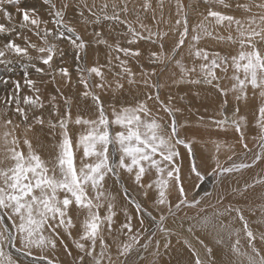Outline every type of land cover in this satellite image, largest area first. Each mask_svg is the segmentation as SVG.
Returning a JSON list of instances; mask_svg holds the SVG:
<instances>
[{
  "label": "snow or ice",
  "instance_id": "snow-or-ice-1",
  "mask_svg": "<svg viewBox=\"0 0 264 264\" xmlns=\"http://www.w3.org/2000/svg\"><path fill=\"white\" fill-rule=\"evenodd\" d=\"M160 2L162 4L163 0ZM202 2L209 5L207 16H204L205 21L212 17L216 25L228 28L236 26L238 37L233 39L229 35L228 40L238 43L240 51L238 55L230 57L222 56L219 52L210 53L197 47L201 35L193 34L192 42L188 45L192 66L182 67L180 78L173 83L174 86H206L218 92L222 97L220 114L223 118L211 117V124L224 132H227L229 127L233 128L239 133L238 142L246 153L252 156L251 163L233 161L228 166L221 165L217 160L215 166L206 174L202 170L204 159L195 157L193 141L186 139L179 131L185 125L190 129L191 125L187 120L183 125L178 123L176 116L182 110L172 106L173 97H167V102L162 100V85L159 79L155 82L152 80V77L157 75V67L166 66V62L174 60L176 64H181V61L176 59L179 55L177 50L185 46L190 35L188 13L182 0H176V15L180 18L175 21V29L179 31V36L169 46L174 55L163 54L167 33L153 32L142 22L139 24L141 30L138 31L126 15L121 18V13L127 14L130 11L128 0H111V4L109 0H103L99 5L95 0L91 4L87 0H78L77 7L82 9L81 17H84L85 11L90 14L91 19L86 20V23L102 25L107 21L113 25H126L127 31L123 35L129 46H121L119 42L110 44L102 31L95 30L92 40H85L74 27L65 23L63 9L69 6L67 3L60 10L54 11V28H48V22L41 19L36 8L21 6V0H0V33L8 37L14 34V38L0 44V65H11L13 59L10 57H15L24 68L23 82L20 79L11 81L10 93L0 101V126L5 129L0 133V140L3 141L0 155V212H4L0 215V221H5L6 216L7 220L12 222L0 224V264H17L11 254L5 251V244L14 247L19 242L24 249L29 250V255L32 248L55 250L58 242L67 248L61 237L71 236V229L75 227L73 215L83 210H86V218L82 234L78 239L74 238L75 248L78 250L75 264H130L131 255L137 248L147 249L151 244L158 254L162 241L165 249L171 246V237L179 233L166 225L181 208L196 209V215L191 219L206 229L219 227L227 230V225L221 222L219 217L236 213L239 220L244 222L246 245L241 247L240 233L236 232L234 243L229 245L231 258L227 264H264V232L257 241L256 234L249 228L242 214V209L231 204L221 209L220 206L226 199L223 192L217 194L204 190L202 195H193L189 199L186 189V185L192 184L193 190L199 191L208 177H212L222 187L226 174L250 168L256 162L264 161V51L258 47V44H264V0L237 5L249 12L253 6L261 10L243 21L233 15L212 10L213 3L229 7L225 0ZM43 3L50 5L51 9L55 8L52 0H43ZM143 7L147 11L152 5L149 0H145ZM135 15L139 22V12ZM209 27H206L203 21L196 26L210 36L212 33L208 30ZM145 31L147 35H144ZM29 33L39 38L41 43L32 42ZM18 40L23 43H18ZM141 40L158 43L160 51H153L149 55L151 71L139 63L142 56L140 49L130 47ZM62 41H67L76 52L75 79L69 67L65 66V53L59 46ZM99 45L108 49L106 63L100 64L97 60L94 66H85L82 63V54L90 47ZM130 62L137 63L138 72L132 70ZM32 73H35V78ZM225 79L233 81L231 88L221 86V81ZM121 81H127L129 84L127 91H132L133 85L137 89L142 85L147 91H144L142 96H137L134 104H121L119 97L115 96L109 101L101 98L103 92L124 90V83ZM3 82L9 83L8 80ZM249 86L254 94L259 90L261 98L256 121L261 130L258 151L249 149L245 143L242 122L246 117L238 115L240 108L235 107L231 116L223 111L229 103V92L239 104L247 100ZM49 87L52 93L45 96ZM81 98L86 102L91 101L90 104L86 103L85 107L94 113L95 118H85L81 114L73 117V109L80 107L78 101ZM149 101L157 106V113L162 110L171 122L162 123L163 117L153 114ZM14 118L18 119L19 123H14ZM200 119L203 121V117ZM20 124L25 126V132L31 131L34 126H40L43 130L45 125L49 131L59 129L58 152L54 158L42 159L41 155L33 150L32 142L27 138L24 139L28 148L27 154L18 150L19 139L14 135V131ZM70 125L83 128L78 133L75 146L69 132ZM216 143L219 148V141ZM181 146L185 149L183 159ZM80 149L82 155L77 164V152ZM228 159L232 161L231 156ZM183 160L188 161L186 172ZM120 169L133 176L145 198L148 197V189L154 190L156 195L147 204L133 201L135 216L125 212L124 221L116 224V212L113 211L115 197L106 195L105 181L106 177H116L118 180ZM152 170L156 178L149 176L150 182H143L145 174ZM258 182L264 183V180ZM247 187L246 184L245 188ZM173 191L176 194L175 204L169 199ZM90 192L95 195H90ZM104 201H107L106 215L102 216L100 209L105 207ZM208 209H213L212 213H209ZM134 219L139 225L135 229ZM146 219L152 225L151 230L145 225ZM174 223L188 233H192L196 227L189 221L185 228L183 219ZM232 235L231 231H227L229 240ZM109 239L119 242L113 245L109 243ZM220 242L223 243V239ZM200 243L204 247L205 255L202 258L198 252L195 253V264H225V261L217 259L213 247L205 245L203 240ZM258 243L262 246L258 247ZM50 254L49 252L48 255ZM68 255L72 253L69 252ZM47 264L55 262L48 259Z\"/></svg>",
  "mask_w": 264,
  "mask_h": 264
},
{
  "label": "rangeland",
  "instance_id": "rangeland-1",
  "mask_svg": "<svg viewBox=\"0 0 264 264\" xmlns=\"http://www.w3.org/2000/svg\"><path fill=\"white\" fill-rule=\"evenodd\" d=\"M28 1H31V3H29ZM65 1L67 2V4L69 3V0H65ZM65 1L62 0L61 4H58V2H56L57 6H55L54 9H51L50 5L44 4L43 0H21V6L28 7V8H33V7L36 8L37 13L41 17V19L48 22L47 27L48 28H54L55 16L53 13L55 10H60L63 7L62 5L65 4ZM102 2L103 1H101V0H98V2H97V0H95V3L96 4L98 3L97 5L101 4ZM118 2H119V0H118ZM149 2L152 5V7H151L152 9H149V11L148 10L146 11L143 7L145 0H128V6H129L130 11L127 14L121 13V18L123 19L126 15L127 19L133 23V26L136 27L138 31L141 30L139 24H140V22H142L145 25H147L148 28H150L153 32L159 31L162 34L167 33L169 36L167 35L164 38L163 54L164 55H174V53H171L169 46L172 45L173 41L179 36V31H177L175 29V19H178V16L176 15V12H175L176 11V0H163L162 4H161L160 0H149ZM259 2H260V0H225V3L230 5L229 7L226 8V7H223L222 5H218V4L213 3L211 5V8H212V10L221 11L222 13H224L226 15H233L237 19H241L243 21V20H245V18L248 19L251 15L258 14L261 10L255 6H253L251 8V12H249V11H246L243 7H237V5H245V4H252V3H259ZM52 3L54 4V1ZM182 3L185 6V10L189 14L188 15V18H189L188 24H189V29H190V35H189L188 40L186 41L185 46H183L182 48L177 50L179 52V55L176 56V59L180 60L181 64H179V65L176 64L174 60H172L171 62H166V66L162 65V66L157 67V75L153 76L152 80H153V82H155V81H157V79H159V82L162 85V88L160 90L161 91L160 94H162L164 92L162 94V96L160 95L162 100L163 99L165 100L167 97L171 96L175 99V100L173 99L171 101V104L173 105V107L179 108L181 110L183 108L182 112L177 113L178 116H176V119H178L177 121L180 124H184V121L187 120L189 122V124L191 125V128L189 129V127L187 125H185L184 127L180 128L179 131H180L181 135L184 136L186 139H191L193 141V149L195 152V157L204 159L205 164L202 166V170L206 174L207 171H209L212 167L215 166L217 160H219L221 165H225L227 162H230V160L228 159L230 156L232 157V160H234V158H236L237 156L245 155L246 151L243 149L242 144H240L238 142L239 141V133L235 132L233 128L229 127L228 131L224 132V131H221L220 129L215 128L211 124V121H210L211 117H214L216 119L223 118L220 114L221 110H222V108H221L222 97L220 94H218V92H216L212 88L206 87V86L187 85V84L174 86L173 82L180 78V76L182 74V67L183 68H190L192 66V57H190L188 55V50H189L188 45L192 42L191 41V35L198 34V33L201 35L202 39L199 41L197 47L204 48L207 51H209L210 53L219 52L222 56L226 55V56L230 57L232 55H238V53L240 51V46L238 43H233L232 41L228 40L229 35H231L233 37V39L234 38L236 39L238 37V33L235 30V28H236L235 25H233L231 28H228L226 26L224 27L222 25L221 26L216 25L215 20L212 17H208V19L206 21L204 20V16H207V11L209 9V8H207V7H209L208 4L203 3L202 0H182ZM89 4H91V3H89ZM109 4H111V3H109ZM194 5H195V7H193ZM138 7H140L138 10H134ZM202 7H204L205 9ZM45 8L49 9L50 12H47L45 10ZM63 10H65V9H63ZM76 11L81 13V10H79V9H76ZM137 11L139 12V16H140L139 22L137 21V17L135 15V13ZM190 13H191V15H190ZM192 14H194V15H192ZM153 17H155V19H153ZM0 19H2V18H0ZM90 19H91L90 14L85 11L84 17H82V21L79 22V23L84 25L82 28V31H81L78 29L77 26L73 25L70 21H68L64 18L65 23H67L71 27H74L77 30V33L82 35L85 38V40H92V34H93V31L95 30V31H102L105 35V38L108 40V42L110 44H115V43L119 42L121 44V46H129V45H127L126 37L123 35L127 31L126 25H122V24L113 25L111 22H107V21L103 22L102 25H92L91 23L85 22L86 20H90ZM151 20H153V23ZM171 20L173 21V23ZM195 21H196V23H195ZM202 21L205 22L204 24L206 27L210 26L208 30L212 33V35H210V36L206 35L203 33L202 30L196 28V26L198 24H200ZM218 26H220V27H218ZM234 34H235V36H234ZM89 35H91V37H88ZM144 35H147L146 31L144 32ZM220 37H223V39H220ZM9 38H14V34L12 37H8L6 34L0 33V41L1 42L4 43ZM31 40L34 43H38L33 38H31ZM17 42L23 43L22 40H18ZM148 43H150V44H148ZM63 44H66L65 48H63ZM59 46L62 50L65 49L66 56L64 58L68 61V64L65 66H68L69 71L72 72L74 75H76L73 72L74 70L72 69L73 65L69 63V61H70L69 57L71 56L70 50L72 49L71 45L67 41H63V43L59 44ZM130 47H132L133 49H137V48L140 49L142 56L140 57L139 63L142 64L146 70L151 71V64L149 61V55L153 51H160L159 47H158V43H153L152 41L141 40L136 44L130 45ZM258 47L261 48V51H264V44H258ZM91 48L96 50V52L97 51L100 52L99 63L105 64L106 60H107L108 49L104 45H99L98 47H91ZM185 48H186V50H185ZM245 50H247V49H245ZM87 52H88V50L84 54H87ZM32 54L36 55L35 52H32ZM84 54H82V55H84ZM114 55L115 54H113V56ZM10 58L13 59V63L11 65H0V99L3 98V100L10 93V91L12 89L11 81L17 80V79H20L22 81L21 74L24 71L22 68L17 69V67H16L17 65L15 63V62H17V58H15V57H10ZM93 59L94 58H89V63H88L86 57H84L82 63L87 67L94 66V60ZM101 61H103L104 63ZM130 63H131L132 70L134 72H138L139 68H138L137 63H135V62H130ZM196 63L198 64L199 61H196ZM217 74L220 75L219 70H217ZM230 74H231V68L229 69V75ZM74 75H73V78L75 79ZM174 75H175V77H174ZM32 76L34 78L35 73H32ZM108 78L110 80L112 79L111 76H109ZM167 78L169 79V81H167ZM137 79H138V77H137ZM164 79H166V80H164ZM5 80H8L9 83L5 84L3 82ZM121 82L124 83V90H116L115 92H113L112 90H109V91L103 92V93H101V98L105 101H109V99H111L115 96V97H119L121 104H134L135 98L137 96H142L143 92L147 91V89H145L142 85L138 89L136 88V86L133 85L132 91H127L130 87L129 84L127 83V81H121ZM232 83H233V81L225 79V80L221 81V86L224 88H229V87L231 88ZM113 87H115V86H113ZM48 90L46 91L45 96L50 95L52 93V89L48 88ZM25 91H27V90L25 89ZM256 91L254 94L253 90L249 86L248 96L251 97L250 98L251 101L248 99L249 101H247V102L241 101L239 104L237 103V101H235L233 94L231 92H229L230 95L227 98L230 101L228 100L229 103L227 105V108L223 110L224 114L231 116L235 107L238 106L240 108V112L238 115L246 117V120L244 122H242V131L245 134V143H247L248 148L253 149V151H256L259 147L258 139H259V135H260V131H261L259 126L256 123L258 116H259L258 109L261 106V98L259 97V90H256ZM153 92H154V90H153ZM47 93H49V94H47ZM197 93H199V94L197 95ZM186 94H187V96H186ZM250 94H251V96H250ZM208 97L210 98L211 103H209L206 100ZM214 97H217L216 104L212 103V99ZM230 97H231V99H230ZM256 97H258V98L255 100L254 98H256ZM45 100H46L45 103L46 102L48 103L47 99H45ZM165 101L167 102V99ZM89 102L91 103V101H89ZM148 103H149V107L152 108V110H153V114H158L159 116L163 117V120L161 121L162 123H164L166 121L168 123L171 122L170 119L169 120L167 119L169 117L162 110L159 111V113H157V106L154 105L152 101H149ZM247 103H249V104H247ZM84 104L86 105V103H84ZM85 108H87V107H85ZM46 114H47V112L45 111V115ZM80 114L83 115L85 118H95L94 113L90 112L88 109H84ZM76 115H78V113ZM76 115H75V113H73L74 118ZM109 115H110V110H109ZM246 115H249V117ZM201 117H203V121H201V119H200ZM36 127L37 126H34L33 129H35ZM39 128H40V126H39ZM80 128H81L80 131H82L83 130L82 126H80ZM2 129H4L3 126L1 128V132H2ZM45 129H48L46 125L44 126L43 130H45ZM248 130H249V132H248ZM57 131H58L57 132L58 135L53 132L51 138H48V139H50V141H49L50 144L41 145V147L39 149L35 148L34 147L35 144H33V148H34L33 150L38 149V151L36 150L35 152L40 154L41 158L44 160H47V152H50V149L52 150V147H53V151L58 152L57 145L59 143L60 137H59V130L57 129ZM73 131H74V129L69 127V132L73 137V142H74V146H75V141L77 139L78 133L74 132L75 133V135H74ZM27 132L31 136L30 141L32 143H34L38 139V140H40V143L42 142V144H43L44 137L38 136L36 138L30 131H27ZM27 132H24V134H27ZM208 134L211 135V137ZM206 135H208V136L206 137ZM32 136H34L33 138L36 139L35 141L32 138ZM23 138L25 139L27 137L23 135L21 138V142H20L21 146H22L21 150L23 152H25L26 148H24V139ZM217 141H219V148L217 147V143H216ZM47 142H48V140H47ZM51 145H52V147H51ZM47 147H49V148H47ZM18 150H19V148H18ZM180 151L182 153V159H183V153L185 152V149L183 148V146L180 147ZM202 151H203V153H202ZM25 154H27V152H25ZM81 155H82V149H80L77 152V164H79V158ZM261 162H263L262 164L264 165V161L257 162L258 164L260 163L258 166L262 167L261 170H257V171L248 170L245 172V174H246L245 177H243V175H241V176H238V178H236L235 180L230 181L231 182L230 187H229L230 190L225 195L227 199H225L223 201V204L226 203V205H229L228 202H230L231 205H239V204L241 205V209L243 210L242 214L244 215V217L248 223L249 228L256 234L257 238L260 237V235H261V229L260 228L258 229L256 225H253V222L251 219L254 216L251 217V216H249L250 214L245 215L246 213H250V212H246L244 206L246 203H248V205H251V203H252L257 210L253 215L264 213V208L261 207V206H264V198L255 199L256 201H252V199H251L252 194L256 191V189L264 188V183L258 182V181L264 180V177L260 178V172L264 171V168H263ZM183 165H184V171L186 172L187 167H188V161L183 160ZM118 171H119V179L118 180L116 177H111L110 179L108 177H106V181H105L106 195L110 194V195L115 197V200L113 201V203H114L113 211L116 212V216L114 217V221L116 224L123 221V220H121V221L118 220V216L120 215V213L124 214L123 219H125V212L135 216L134 203H132L133 201L139 202L141 204H147L151 201V198L154 195H156V192L154 190L148 189L147 190L148 191V197L145 198L143 196L142 190L134 182L133 176L128 174L123 169H120ZM149 176H151L153 179L156 178V174H155L154 170L145 174V177L143 178V182H145V183L150 182ZM244 179L246 180V184L248 185L247 188H245V187L241 188L242 185L244 186V184H245V183H243V182H245ZM254 179H256V181H253ZM237 180H240V181L237 182ZM193 181H195L194 176H193ZM232 181L233 182L235 181L234 184ZM210 183H211V177H208L205 180L204 184L201 185V188L199 191H194L192 184L186 185V189H187L188 194H189V199H191L193 195H196V196L202 195L204 190L210 191ZM252 184H254L253 187L250 186ZM238 188H241L240 190H242V191L240 192V190ZM234 190H235V193H234ZM249 190H250L249 196L244 197L242 195L243 192L246 194L245 191H249ZM200 192H202V194H199ZM212 192H213V190H212ZM90 195L94 196L95 193L90 192ZM175 195H176L175 191H173L169 197V199L171 200V202L173 204H175L177 202L175 199ZM104 204H105V207H102L100 209V214L102 216L106 215L105 208L107 205V201H104ZM226 205H224V206H226ZM221 206H223V205H221ZM2 214H4V212H0V215H2ZM182 215H184L183 212H182L181 216ZM186 216H187V218L191 217L190 214H186ZM85 218H86V210H83V211L77 213L76 215H73V223H74L75 227L71 229V230H74L73 232L71 231L72 237L71 236H66V237L62 236L61 237V239L63 240V243L65 245H67L68 249L65 247H62L61 244L58 242L59 244L57 243V247L55 250H50L49 248H44V249L32 248L30 250L31 255H29L28 254L29 250L24 249L23 245L21 243L17 242L14 247L8 246L7 244H5V251L7 253L11 254L12 258L17 262V264H23V263H25V264H32V263L33 264H47L48 259H53L55 264H75L77 249L75 248V242H73V241H74V238L75 239L79 238V235H80L79 233H82V230H80V228L83 229V222H84ZM219 220L223 223L225 221L229 220L226 225H227V228L231 229L230 231L233 233L231 242L234 243V241L236 239L235 233L239 232L240 233V239H241V247H244L246 245V236H245V233L243 232L244 222L239 220L237 214L232 213L230 215V218H229V215H224L222 217H219ZM5 221H0V224H3V223L11 224L12 223L11 221L7 220L6 216H5ZM145 225H146V227H148L151 230L152 225L150 224V222L147 219L145 220ZM133 226H134V229L139 227V225L135 219L133 220ZM79 230H80V232H79ZM203 230H200V229L195 230L194 229V231L191 234H193L197 239L203 240L205 245L210 246L206 242V239L204 237L199 236L200 233H198V232L205 233L208 229H203ZM45 235H47V233H45ZM64 238H66V240ZM107 238L108 237L106 236V239ZM69 239H71L72 241L70 242ZM67 240H68V242H66ZM182 241L184 242V240H182ZM109 242L112 243L113 245H115L119 241L114 242L111 239H109ZM84 243L87 244L86 241ZM98 244H99V242H98ZM187 244L190 245V243H187ZM69 245H71V246H69ZM6 246H7V248H6ZM98 246H97V250H99ZM9 247H11V248H9ZM214 247H221V245L217 244ZM70 248H72V249H70ZM9 249H10V251H9ZM60 249H63V251L65 252V253H63V256H61V254H60V251H59ZM66 250H69V251H66ZM49 252L51 253L50 255H48ZM69 252H71L72 255H68ZM156 253L157 252L154 253V256H156ZM16 254H18V255L16 256ZM136 254H137V256L139 255L138 252H134L131 255V257L133 259H134V257L136 258L137 257ZM170 254H171L170 249L169 250L166 249V251H162V250L159 251V257L162 255L169 257ZM113 255H115L114 248H113ZM45 257H47V258H45ZM26 258H27V261H25ZM146 258H147V255L143 256L142 258L140 257V259H139L140 264L141 263L144 264ZM66 260L70 263L65 262ZM150 261L151 260L149 259L148 262H150ZM157 262L158 261H154L153 264H156Z\"/></svg>",
  "mask_w": 264,
  "mask_h": 264
},
{
  "label": "bare ground",
  "instance_id": "bare-ground-1",
  "mask_svg": "<svg viewBox=\"0 0 264 264\" xmlns=\"http://www.w3.org/2000/svg\"><path fill=\"white\" fill-rule=\"evenodd\" d=\"M54 1V4H55V6H57V4H56V2H58V4H61V1L62 0H52V2ZM65 1V0H64ZM91 1V2H90ZM101 1H103V0H101ZM29 3H31V1H28ZM87 2L88 3H92L93 2V0H87ZM97 2H98V0H97ZM65 3H67L66 1H65ZM109 3H111V0H109ZM77 4H78V0H69V3H68V7L65 9V10H63L64 11V18L66 19V20H68V21H70L73 25H75V26H77L78 27V29L79 30H81L82 31V28H83V24H81V23H79L80 21H82V17H81V15H80V13L79 12H77L76 11V9H79V10H82L80 7H77ZM98 4V3H97ZM64 5V4H63ZM62 5V6H63ZM168 6V5H167ZM171 6V5H170ZM205 6V5H204ZM60 7V6H59ZM141 7V6H140ZM140 7H138V8H136V9H134V10H138ZM192 7V6H191ZM206 7V6H205ZM156 8V7H155ZM188 8V7H187ZM190 8V7H189ZM202 8H204V7H202ZM207 8H209V7H207ZM152 9V8H151ZM172 9V8H171ZM175 9V8H174ZM191 9V8H190ZM189 9V10H190ZM205 9V8H204ZM45 10L47 11V12H50V10L49 9H47V8H45ZM149 11V10H148ZM176 12V11H175ZM189 12V11H188ZM191 12V11H190ZM174 14V13H173ZM155 15V14H154ZM169 15V14H168ZM189 15V14H188ZM190 15H191V13H190ZM192 15H194V14H192ZM241 15V14H240ZM86 16V15H85ZM204 16V15H203ZM245 17V16H244ZM248 17V16H247ZM0 18H2V17H0ZM179 18V17H178ZM189 19V18H188ZM247 18H245V20H246ZM170 20V19H169ZM177 19H175V21H176ZM198 20V19H197ZM147 21V20H146ZM152 21V23H153V20H151ZM165 21V20H164ZM172 21V20H171ZM168 22V21H167ZM166 22V23H167ZM146 23V22H145ZM172 23H173V21H172ZM195 23H196V21H195ZM194 23V24H195ZM203 23H205V22H203ZM150 25V24H149ZM221 26V25H220ZM220 26H218V27H220ZM223 26V25H222ZM225 27V26H224ZM200 32V31H199ZM201 33V32H200ZM31 38H33L36 42H38V44L39 43H41V41L39 40V38H37L35 35H33V34H31V33H29L28 34ZM85 35V34H84ZM174 35V34H173ZM169 36V35H168ZM234 36H235V34H234ZM88 37H91V35H89ZM202 39V38H201ZM213 39V38H212ZM235 39V38H234ZM214 40V39H213ZM212 40V41H213ZM63 43V41L62 42H60V44H62ZM0 44H3V42H1L0 41ZM148 44H150V43H148ZM215 44V43H214ZM201 45V44H200ZM210 46V45H209ZM66 47V44H63V48H65ZM212 47V46H211ZM152 49V48H151ZM237 49V48H236ZM185 50H186V48H185ZM63 51H64V53H65V49H63ZM227 51V50H226ZM98 53V54H97ZM84 54V53H83ZM70 61H69V63L70 64H72L73 65V70L75 69V67H76V64H77V61L74 59V57H75V55H76V52H75V50L72 48L71 50H70ZM99 55H100V52H96V50H94V49H92L91 47L88 49V52H87V54H84L83 55V58L84 57H86V59H87V61H88V63H89V58H94L93 60H94V62L95 61H100V58H99ZM65 56H66V53H65ZM91 61V60H90ZM83 62V61H82ZM101 62H103V61H101ZM104 63V62H103ZM67 64H68V61H67ZM66 64V65H67ZM74 73H75V71H73ZM175 74V73H174ZM74 75V74H73ZM176 75V74H175ZM175 75H174V77H175ZM178 75V74H177ZM74 77H75V75H74ZM173 77V78H174ZM35 78V77H34ZM164 80H166V79H164ZM167 81H169V79L167 78ZM228 83V82H227ZM169 84V83H168ZM231 84V83H230ZM171 85V84H170ZM229 87V86H228ZM50 89H51V87H49ZM128 88V87H127ZM230 88V87H229ZM251 88V87H250ZM206 89V88H205ZM166 90V89H165ZM49 91V90H48ZM178 91V90H177ZM161 92V91H160ZM163 92V91H162ZM171 92V91H170ZM257 92V91H256ZM164 93V92H163ZM162 93V94H163ZM169 93V92H168ZM47 94H49V93H47ZM140 94V93H139ZM138 94V95H139ZM162 94H160L161 96H162ZM182 94V93H181ZM167 95V94H166ZM173 95V94H172ZM177 95V94H176ZM230 95V94H229ZM229 95H228V97H229ZM186 96H187V94H186ZM210 96V95H209ZM250 96H251V94H250ZM253 96V95H252ZM165 97V96H164ZM167 97V96H166ZM211 97V96H210ZM249 97V96H248ZM182 98V97H181ZM250 98L251 97H249V98H247V100H246V102L247 101H249L250 100ZM258 97H256V98H254L255 100L257 99ZM167 99V98H166ZM165 99V100H166ZM221 99V98H220ZM230 99H231V97H230ZM249 99V100H248ZM3 100V98H1L0 99V101H2ZM110 100V99H109ZM164 100V99H163ZM175 100V99H174ZM209 103H211V100H210V98L208 97L207 99H206ZM229 100V99H228ZM234 100V99H233ZM232 100V101H233ZM254 100V101H255ZM46 101V100H45ZM191 101V100H190ZM216 101H217V97H214L213 99H212V103L213 104H216ZM230 101V100H229ZM251 101V100H250ZM207 102V103H208ZM47 103V102H46ZM78 103H79V105H80V107H77V108H74L73 109V113H75V115L78 113V114H80L84 109H88V108H85V104L84 103H87V104H90V102L89 101H84L82 98L78 101ZM240 103V102H239ZM245 103V102H244ZM250 103V102H249ZM249 103H247V104H249ZM256 103V102H255ZM259 103V102H258ZM251 104V103H250ZM178 105V104H177ZM193 105V104H192ZM209 105V104H208ZM173 106V105H172ZM179 107V106H178ZM202 107V106H201ZM211 107V106H210ZM257 107V106H256ZM213 109V108H212ZM182 110H183V108H182ZM218 110V109H217ZM197 111V110H196ZM203 112V111H202ZM231 113V112H230ZM84 114V113H83ZM247 114V113H246ZM47 115V114H46ZM194 115V114H193ZM192 115V116H193ZM250 115V114H249ZM249 115H246V116H248L249 117ZM177 116H178V114H177ZM184 116V115H183ZM182 116V117H183ZM256 116V115H255ZM180 117V116H179ZM181 117V118H182ZM194 117V116H193ZM168 120L170 119V118H167ZM178 120V119H177ZM19 123V120L18 119H16V118H14V123ZM167 122V121H166ZM210 122V121H209ZM183 125V124H182ZM21 127V126H20ZM23 128H21V129H15V131H14V135L18 138H20V142H21V138H22V136L24 135V136H26L27 137V139H29L30 140V138H31V136L29 135V133L27 132V134H24V132H25V126L23 125L22 126ZM70 128H73L74 129V131H73V134L75 135V133H79L80 132V130H81V128H80V126H76V125H70L69 126ZM1 128H2V126H0V133H1ZM9 128H11V126H9ZM34 128V127H33ZM41 128H39V126H37L35 129H33V130H31L30 132L37 138L38 136H41L40 135V132H42V131H46V132H48V133H46L45 132V137L46 138H44L43 139V144H42V142L40 143V140H36V139H34L33 137L34 136H32V138L34 139V143H32V146H33V144H35V148H40L41 147V145H48V144H50L49 143V141H50V139H48V138H51V136H52V133L54 132V133H56L57 134V130L56 131H49L48 129H45V130H40ZM252 129V128H251ZM5 130V129H4ZM59 130V129H58ZM75 132V133H74ZM248 132H249V130H248ZM20 134V136H18L19 134ZM58 135V134H57ZM209 135V134H208ZM208 135H206V137L208 136ZM210 137H211V135H209ZM18 138V139H19ZM53 138V137H52ZM9 139H11V137H9ZM24 139V138H23ZM56 139V138H55ZM47 140H48V142H47ZM19 142V145H18V148H19V150H21V148H22V146H21V143ZM55 145V144H54ZM202 145V144H201ZM212 145V144H211ZM237 145V144H236ZM50 147V146H49ZM49 147H47V148H49ZM51 147H52V145H51ZM24 148H26V151L25 152H28V148H27V146L24 144ZM34 149V148H33ZM38 149H36L37 151H38ZM42 149V148H41ZM40 149V150H41ZM44 149V148H43ZM231 149V148H230ZM2 150H3V141L2 140H0V155H2ZM36 150H34V151H36ZM39 150V151H40ZM198 150V149H197ZM224 150V149H223ZM259 150V147H258V149L256 150V151H258ZM43 151V150H42ZM201 151V150H200ZM24 152V153H25ZM198 152V151H197ZM54 153H55V151H53V147H52V150L50 149V154H49V156H50V159H52V158H54ZM200 153V152H199ZM198 153V154H199ZM202 153H203V151H202ZM210 157V156H209ZM233 161H235L236 163H241V162H244V163H251L252 162V156H251V154H245V155H243V156H237L236 158H234V160H232V161H230V162H227L224 166H228V165H230ZM260 162V161H259ZM263 162H261V164H262ZM260 164V163H259ZM257 162L252 166V167H250V168H246V169H242V170H239V171H234L233 173H230V174H226V176L223 178V186L221 187V186H219L218 185V183L211 177V183H210V191L212 192V190H213V192H216L217 194H219V193H221V192H223L224 193V195H226V193L230 190L229 189V187H230V184H231V180H235L236 178H238V176H241V175H243V177H245L246 176V174H245V172L246 171H248V170H251V171H257V170H261V166H258L259 165ZM262 166H263V168H264V165L262 164ZM264 177V171H261L260 172V178H263ZM259 178V179H260ZM258 179V178H257ZM238 181H240V180H237V182ZM244 181L245 182H243V183H245L244 184V186L242 185V187L241 188H244L245 187V185H246V180L244 179ZM253 181H256V179H254ZM233 182V181H232ZM235 182V181H234ZM234 182H233V184H234ZM237 184V183H236ZM238 185V184H237ZM253 185L254 184H252V185H250L251 187H253ZM105 186H106V184H105ZM239 186V185H238ZM236 187V186H235ZM109 188V187H108ZM241 188H238L239 190L241 189ZM251 190V189H250ZM250 190L249 191H245L246 192V194L243 192V196L244 197H247V196H249V192H250ZM242 190H240V192H241ZM233 192V191H232ZM234 193H235V190H234ZM199 194H202V192H200ZM125 195V194H124ZM228 195V194H227ZM226 197V196H225ZM260 198H264V188H259V189H256V191L252 194V201H256L255 199H260ZM227 199V198H226ZM243 199V198H242ZM241 199V200H242ZM125 203V202H124ZM229 204H230V202H228ZM223 206H220L221 207V209L224 207V205H226V203H224V204H222ZM232 206H234V207H237V208H240L241 209V205L239 204V205H232ZM245 211L246 212H250V213H246L245 215H248V214H250L249 216H251V217H253L251 220H252V222H253V225H256L257 226V228L259 229H261V233L262 232H264V213L263 214H255V215H253L257 210H256V208H255V206L251 203V205H248V203H246L245 204ZM262 208H264V206H261ZM119 209V208H118ZM182 209V210H181ZM180 210H178L177 211V213H176V216L174 217V218H172V219H170L168 222H167V227H169V228H174L175 229V231L177 232V233H179V235H174V236H172L171 237V246L170 247H168L167 248V250H169L170 249V255H169V257H167V256H165V255H162V256H160L159 257V252H158V254L156 253V256H154V253L156 252L155 251V249L153 248V246L150 244L149 245V247L147 248V249H143V248H137L136 249V251L135 252H138V256H137V254H136V258L134 257V259L131 257V261H130V264H140V262H139V259H140V257L142 258L143 256H145V255H147V258L145 259V262H144V264H153V262L154 261H158L156 264H195V253H199L200 254V256L203 258L204 257V255H205V252H204V248L202 247V245H201V243H200V240L199 239H197L193 234H191V233H188V232H186V231H184L183 229H180L179 227H177V224L176 223H174V221H176V222H178V221H180L181 219H183L184 221H185V228L187 227V225H188V222L189 221H191V223H193L194 225H196V227L194 228L195 230H198V229H200V230H203V229H206V228H202L199 224H197V222L195 221V220H192L191 218L192 217H194L195 215H196V209H188V208H181ZM209 213H212V211H213V209H208L207 210ZM182 212L184 213V215H182L181 216V214H182ZM186 214H190V216L191 217H189V218H187V216H186ZM194 216H193V215ZM3 215V214H2ZM123 216H124V214H121L120 213V215L118 216V220H123L124 221V219H123ZM189 216V215H188ZM76 217V216H75ZM82 217V216H81ZM77 218V217H76ZM229 218H230V216H229ZM80 219V218H79ZM117 220V219H116ZM82 221V220H81ZM80 221V222H81ZM229 221V220H228ZM228 221H225L224 222V224L226 225L227 223H228ZM6 222V221H5ZM83 222V221H82ZM136 226V225H135ZM151 229H152V226H151ZM80 230H82L81 228H80ZM80 230H79V232H80ZM231 229H228L227 228V230H224V229H220L219 227H217V228H215V229H208L205 233H203V232H198V233H200L199 234V236H201V237H204L205 239H206V242L211 246V247H213V249H214V252L216 253V257H217V259L218 260H223V261H225V264H227V261H229V259L231 258V254H230V252H229V245L232 243L231 242V240H229L228 238H227V231H230ZM72 232L74 231V230H71ZM78 231V230H77ZM204 231V230H203ZM79 234H82V233H79ZM78 234V235H79ZM195 234V233H194ZM77 235V236H78ZM160 234L158 233V236H159ZM67 235H65V236H63V237H66ZM72 237V236H71ZM78 238V237H77ZM65 240H66V238H64ZM221 239H223V243H221L220 242V240ZM70 240V242L72 241L71 239H69ZM182 240H184V242L182 241ZM257 241H259V237L257 238ZM65 242V241H64ZM66 242H68V240L66 241ZM74 242V241H73ZM72 242V243H73ZM111 242V241H110ZM109 242V243H110ZM115 242V241H114ZM142 243H143V241H141ZM186 242V243H185ZM187 243H190V245H188ZM59 244V243H58ZM70 244V243H69ZM217 244H220L221 245V247H214L215 245H217ZM99 245V244H98ZM97 245V246H98ZM9 246V245H8ZM69 246H71V245H69ZM257 246L258 247H260V246H262V245H260L259 243L257 244ZM6 248H7V246H6ZM9 248H11V247H9ZM60 248V247H59ZM13 249V248H12ZM15 249V248H14ZM18 249V248H17ZM68 249V248H67ZM70 249H72V248H70ZM98 249H99V246H98ZM160 250H162V251H166V249L163 247V241L161 242V247H160V249H159V251ZM9 251H10V249H9ZM47 251V250H46ZM60 251V254H61V256H63V253H65L64 251H63V249H60L59 250ZM66 251H69V250H66ZM72 251V250H71ZM78 251V250H77ZM75 252V251H74ZM134 253V252H133ZM132 253V254H133ZM59 254V255H60ZM74 254V253H73ZM18 254H16V256H17ZM56 255V254H55ZM58 255V254H57ZM75 256V255H74ZM19 257V256H18ZM155 257V258H154ZM54 258V257H53ZM55 259V258H54ZM59 259V258H58ZM149 259L151 260L150 262H148L149 261ZM25 261H27V258H26V260ZM144 261V260H143ZM42 262V261H41ZM65 262H68L67 260L65 261ZM20 263V262H19ZM68 263H70V262H68ZM23 264H25V263H23ZM33 264V263H32ZM142 264V263H141Z\"/></svg>",
  "mask_w": 264,
  "mask_h": 264
},
{
  "label": "crops",
  "instance_id": "crops-1",
  "mask_svg": "<svg viewBox=\"0 0 264 264\" xmlns=\"http://www.w3.org/2000/svg\"><path fill=\"white\" fill-rule=\"evenodd\" d=\"M15 63H16V65H17V66H16L17 69L22 68V69L24 70L22 64H20L19 62H15ZM21 76H23V73L21 74ZM17 123H18V122H17ZM20 126H21V127L17 128V129H21V128H23V127H22L23 124H20ZM3 131H4V129H2V132H3ZM2 132H1V133H2ZM45 132H46V131H42V132H40V135L42 134L40 137H44V138H46L45 135H44ZM46 133H48V132H46ZM18 134H19V133H18ZM18 136H20V134H19ZM18 138H19V137H18ZM19 142H20V138H19ZM56 153H57V151H55L54 156H55ZM49 154H50V152H47V160H50V156H49Z\"/></svg>",
  "mask_w": 264,
  "mask_h": 264
}]
</instances>
